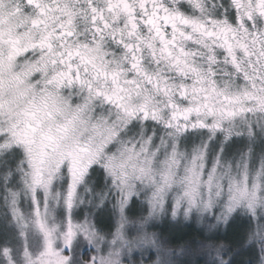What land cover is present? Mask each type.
I'll return each instance as SVG.
<instances>
[{
	"label": "snow or ice",
	"instance_id": "1",
	"mask_svg": "<svg viewBox=\"0 0 264 264\" xmlns=\"http://www.w3.org/2000/svg\"><path fill=\"white\" fill-rule=\"evenodd\" d=\"M0 264H264V0H0Z\"/></svg>",
	"mask_w": 264,
	"mask_h": 264
},
{
	"label": "rangeland",
	"instance_id": "2",
	"mask_svg": "<svg viewBox=\"0 0 264 264\" xmlns=\"http://www.w3.org/2000/svg\"><path fill=\"white\" fill-rule=\"evenodd\" d=\"M195 227V225H180L167 220L159 223L160 230H162L165 234L174 235L176 237L188 236L193 234V230ZM237 230L238 228L234 226L233 229L229 230V236L231 237L232 233ZM239 259H247V257L244 256Z\"/></svg>",
	"mask_w": 264,
	"mask_h": 264
}]
</instances>
